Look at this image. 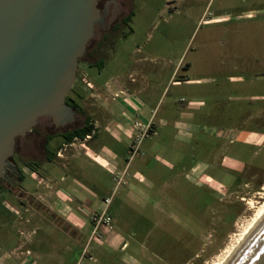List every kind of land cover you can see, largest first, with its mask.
<instances>
[{
    "label": "rangeland",
    "instance_id": "rangeland-1",
    "mask_svg": "<svg viewBox=\"0 0 264 264\" xmlns=\"http://www.w3.org/2000/svg\"><path fill=\"white\" fill-rule=\"evenodd\" d=\"M130 9L105 57L89 65L85 54L75 89L86 112L104 117L108 105L133 136L102 126L97 151L108 164L82 158L68 183L55 163L29 169L53 170L84 225L73 234L50 217L27 214L21 225L20 200L1 189L0 264H212L264 202V0H132ZM114 77L126 93H95L93 83ZM21 187L28 198L42 191L25 172ZM103 205L118 243L93 236Z\"/></svg>",
    "mask_w": 264,
    "mask_h": 264
},
{
    "label": "water",
    "instance_id": "water-1",
    "mask_svg": "<svg viewBox=\"0 0 264 264\" xmlns=\"http://www.w3.org/2000/svg\"><path fill=\"white\" fill-rule=\"evenodd\" d=\"M101 0H0V183L16 139L43 117L57 129L79 118L67 104L80 60L106 15ZM16 185V183H15ZM231 264H264V224Z\"/></svg>",
    "mask_w": 264,
    "mask_h": 264
},
{
    "label": "crops",
    "instance_id": "crops-1",
    "mask_svg": "<svg viewBox=\"0 0 264 264\" xmlns=\"http://www.w3.org/2000/svg\"><path fill=\"white\" fill-rule=\"evenodd\" d=\"M93 85H94L95 93L103 89L107 93V95L109 94V96L114 98L117 95H121L127 92L123 82H121V80H119L118 77H114L111 81L106 82L103 86L98 85L96 83H93ZM113 88H116L117 90H113ZM96 97H99V94ZM82 109H84L83 106ZM106 109H105V114H103L104 117H102V114H99V112H97L95 109L94 110L92 109V111H89V113L86 112V110L84 109V111L87 114V121L93 120L94 117L95 120L94 124L96 125V135L87 141L84 140L83 141L84 145L80 147L78 150H76L77 151L76 153H73L74 150H70L69 152L66 151L64 155L62 154L61 155L62 158L60 156H56L58 149L61 147L64 141L62 139L53 141V144L57 146L53 152L55 155L52 154L51 156H49V158L50 157L52 158L51 159L52 161L49 162L48 160H46L45 163L56 164V168H58L62 172V174L65 175V177L62 176L60 178L61 182L68 183L69 175L67 176V174H70L72 172L73 173L78 172L77 169L80 168L79 166L81 164L77 162H79L82 158L91 159L92 161L95 160L103 165L108 164L107 159L105 157H100L97 151L99 148H101V142L99 140V134H100L99 130L101 129L102 126H103V130H107L108 128L111 129L114 128L115 129L114 133H111L114 138H118L116 132H118L119 134H125L126 136H131L132 134H134V131L136 129L135 127L134 128L133 126L129 127V125L125 126L123 122L121 121L117 122L111 119V116L106 111ZM125 127L126 129L129 128L132 134H129V132L125 130ZM113 157L116 158V156ZM125 170L126 169H124V172ZM52 171L53 170H48L44 176V175H38L35 171H30L29 169L25 170V173H29L30 178H32L34 181L37 182V188L39 187L42 191L29 197L31 200L27 201L28 192H26L24 188H22L25 198L22 200L17 198L18 200H20V205L18 208H14L15 211L12 212V215H14L17 221L18 220L21 221V225L25 223L24 226L30 223L27 214H30L31 217H39L42 219H45L46 217H50L52 220H54L55 223L59 222L63 224L64 222V224H66V222H68L70 227L66 226V230H68V233L73 234L72 228L78 229L84 227V225L80 220H78L77 218L71 215L70 209H67L65 203L66 196L64 195L63 190L61 191V189L56 188L57 182H55V178L52 175ZM65 190H70V187L69 188L66 187ZM52 197L57 198L59 202L54 204L50 203L48 199ZM104 210H105V205H103L102 207V211ZM63 219L65 220L63 221ZM75 226L78 228H76ZM67 227L69 229H67ZM26 230H28V228ZM107 241L110 244L118 243V239L114 235H108Z\"/></svg>",
    "mask_w": 264,
    "mask_h": 264
},
{
    "label": "flooded vegetation",
    "instance_id": "flooded-vegetation-1",
    "mask_svg": "<svg viewBox=\"0 0 264 264\" xmlns=\"http://www.w3.org/2000/svg\"><path fill=\"white\" fill-rule=\"evenodd\" d=\"M131 2L132 0H101L99 2L98 7L101 13L105 14L106 17L103 25L96 26L95 37L90 41L87 47L86 53L89 54L87 64L92 65V62L97 64L100 59L105 57L108 48L111 47L121 33L125 21L131 13ZM76 111L79 115L78 120L66 129H57L51 118L43 117L39 120L38 125L32 132L24 137L16 139L15 154L9 162L20 171V174L16 175L14 171L7 169L5 172L6 179L3 178L0 183V190H6L12 196L20 200L25 198L21 187L25 170L36 167L40 163L48 160L49 156L54 154V149L57 147L53 144V141L62 139L60 135L82 129L86 125L87 114L84 109L80 108ZM89 124L93 125V134L91 137L93 138L96 135V125L92 124L91 121H89ZM61 147L58 149L56 156H58ZM29 166H31V168ZM28 200L30 201L31 199L27 198V201Z\"/></svg>",
    "mask_w": 264,
    "mask_h": 264
},
{
    "label": "bare ground",
    "instance_id": "bare-ground-1",
    "mask_svg": "<svg viewBox=\"0 0 264 264\" xmlns=\"http://www.w3.org/2000/svg\"><path fill=\"white\" fill-rule=\"evenodd\" d=\"M262 199L264 200V196ZM252 207L256 209L252 217L243 225L240 232L234 236V239L232 238V243L217 255L212 264H231L242 248L264 224V202L259 203L258 206L254 203Z\"/></svg>",
    "mask_w": 264,
    "mask_h": 264
},
{
    "label": "trees",
    "instance_id": "trees-1",
    "mask_svg": "<svg viewBox=\"0 0 264 264\" xmlns=\"http://www.w3.org/2000/svg\"><path fill=\"white\" fill-rule=\"evenodd\" d=\"M70 93L74 94V97H71L70 95L67 97V104L72 106L74 109H82L81 102L83 100V94L80 91H77L74 88L71 90ZM93 131V125L89 124V121H87L86 125L79 130H74L72 132H68L65 135H60L64 143H71L75 138H85L86 136L90 135ZM55 155V154H54ZM52 158L50 157L48 161H52ZM31 168V166H29ZM33 168V167H32ZM31 168V169H32Z\"/></svg>",
    "mask_w": 264,
    "mask_h": 264
},
{
    "label": "built area",
    "instance_id": "built-area-1",
    "mask_svg": "<svg viewBox=\"0 0 264 264\" xmlns=\"http://www.w3.org/2000/svg\"><path fill=\"white\" fill-rule=\"evenodd\" d=\"M92 134L93 133L86 136L84 139L75 138L73 141H77L79 139L87 141L92 137ZM73 146H74V143H72V142L69 144H63L61 150L58 153V156L61 157V155L67 151V148L73 147ZM13 211H15V210L13 209ZM111 222H112V219L105 214V210H104L101 213V216H99V218L96 220V224H95L94 231H93V236L98 237V238H102L103 236L110 234L111 233ZM123 247H125V246H123Z\"/></svg>",
    "mask_w": 264,
    "mask_h": 264
}]
</instances>
